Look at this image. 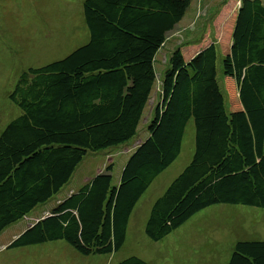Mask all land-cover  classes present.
<instances>
[{
  "label": "trees",
  "instance_id": "trees-1",
  "mask_svg": "<svg viewBox=\"0 0 264 264\" xmlns=\"http://www.w3.org/2000/svg\"><path fill=\"white\" fill-rule=\"evenodd\" d=\"M191 2L84 0L87 43L19 75L9 100L20 113L0 133V234L57 196L88 153L124 146L126 158L116 184L107 163L8 248L64 241L85 256L118 251L190 119L193 157L153 203L145 235L160 241L217 204L264 210V1L223 0L201 38L158 67ZM149 111L146 137L133 141ZM227 264H264V241L236 242Z\"/></svg>",
  "mask_w": 264,
  "mask_h": 264
},
{
  "label": "rangeland",
  "instance_id": "rangeland-1",
  "mask_svg": "<svg viewBox=\"0 0 264 264\" xmlns=\"http://www.w3.org/2000/svg\"><path fill=\"white\" fill-rule=\"evenodd\" d=\"M83 1L0 0V133L20 113L9 100L19 75L29 68L61 60L87 43L89 36L83 17ZM217 1L206 0L203 6L199 0H193L191 10L167 35L156 58L158 67L166 65L167 56L178 44L191 40H185L187 35L195 40L201 38L209 28L206 26L200 34L196 28L205 21L212 25L213 15L208 10L210 7L219 10ZM218 70L221 74L220 63ZM158 82L157 77L154 89ZM151 105L147 110L151 111ZM150 111L145 112L133 141L143 140L148 122L145 121ZM123 148L126 147L88 153L72 180L50 202L37 206L36 215L62 200L68 192L67 195L76 192L86 179L103 171L107 163L113 162L112 183L116 184L126 158ZM193 153L194 123L190 119L185 127L180 154L134 206L124 244L118 251L85 256L64 241L8 248L34 221L30 214L0 234V264H117L129 257L139 258L148 264H227L236 242L264 241L263 209L217 204L196 213L160 241L150 240L144 232L153 203L190 163Z\"/></svg>",
  "mask_w": 264,
  "mask_h": 264
},
{
  "label": "crops",
  "instance_id": "crops-1",
  "mask_svg": "<svg viewBox=\"0 0 264 264\" xmlns=\"http://www.w3.org/2000/svg\"><path fill=\"white\" fill-rule=\"evenodd\" d=\"M222 1L223 0H218L217 1V5H221L222 4ZM264 1V0H263ZM192 2H193V0H192ZM192 2H191V4H190V7L188 8V10H187V12L188 11H190L191 10V6H192ZM205 2H206V0H199V3L201 4V5H205ZM215 4V3H214ZM215 11L216 10H214L212 7H210L209 8V10H208V13H210L211 12V14L212 15H214L215 14ZM187 12H186V14H187ZM186 14L184 15V17H183V19L185 18V16H186ZM213 18V17H212ZM182 19V20H183ZM181 20V21H182ZM181 21L178 23V25L181 23ZM178 25H176V26H178ZM206 26L207 27H209V25L207 24V22L205 21L203 24H201L200 25V27H198V28H196V30H198V33L200 34V33H202L203 31H204V29H206ZM189 37V38H188ZM186 39H191V40H193L194 38H190V36L189 35H187V37L185 38V40ZM167 40V39H166ZM191 40H187V42H189V41H191ZM179 45V44H178ZM150 114L151 113H149V116H150ZM149 116H148V119H149ZM148 119L145 121V123L148 121ZM145 136L144 137H146V133L144 134ZM87 180H89V178L88 179H86L85 181H87ZM69 193V192H68ZM67 193V194H68ZM72 193V192H71ZM67 194H65L64 195V198L67 196ZM59 201V200H58ZM49 207H51V206H49ZM49 209H47V210H44V211H42V213L40 214V215H36V213H35V216L33 217V219L35 220L36 218H39V217H43L46 213H48L47 211H48ZM29 225V224H28ZM24 231V230H23Z\"/></svg>",
  "mask_w": 264,
  "mask_h": 264
},
{
  "label": "clouds",
  "instance_id": "clouds-1",
  "mask_svg": "<svg viewBox=\"0 0 264 264\" xmlns=\"http://www.w3.org/2000/svg\"><path fill=\"white\" fill-rule=\"evenodd\" d=\"M45 215H47V213L45 214ZM28 226V225H27ZM29 227V226H28Z\"/></svg>",
  "mask_w": 264,
  "mask_h": 264
}]
</instances>
